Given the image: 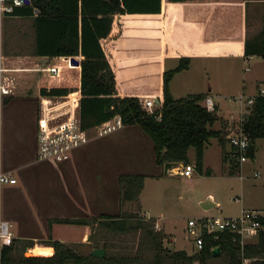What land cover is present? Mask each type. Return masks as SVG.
Instances as JSON below:
<instances>
[{"label": "rangeland", "instance_id": "374dc122", "mask_svg": "<svg viewBox=\"0 0 264 264\" xmlns=\"http://www.w3.org/2000/svg\"><path fill=\"white\" fill-rule=\"evenodd\" d=\"M14 20L9 25H15L17 19ZM32 21L30 18L21 21L26 25L27 37ZM7 38L12 43L11 33ZM64 65L68 68L67 62ZM198 74L200 86L197 87L204 92H214L215 100L221 103L219 112L232 110L238 115L240 102L236 97L244 92L253 94L264 84V55L252 53L247 57L231 53L207 57L206 66ZM174 84L181 85V78L177 76ZM216 92H220L219 95ZM175 94L188 95L185 89H176ZM201 100L204 102L205 98ZM38 104V98L32 96L31 101L19 98L4 109V163L7 168H14L20 179L17 185L6 190V214L15 221L16 243L20 248L23 240L35 242L36 245L26 247L27 255H41L35 253V247L51 249V253L42 255L52 254L54 246L42 243L50 236L66 239L65 242L84 254L108 243L107 255H153L143 227L115 231L100 219L102 213H115L120 209L137 212L152 227L153 220L160 218L167 231L165 244L192 252L195 244L188 229L189 218L205 213L234 216L249 206L264 205V137L257 140L256 159L243 161V177L240 169L232 173L220 167V153L212 149L208 157L212 163H218L216 174L200 173L195 167L192 175L165 172V163L155 161L152 138L138 124H127L94 137L78 151H82V155L78 153L73 163L59 166L35 161ZM190 148V153H195V147ZM138 171L145 173L140 198L125 199L119 191L118 176L122 172ZM256 171L260 175H255ZM208 194L215 197L217 204L205 208L201 200ZM58 217L84 218L89 222H64L58 221ZM164 228L161 225V229ZM255 237V234L246 235L245 241ZM213 264H227V259L220 257Z\"/></svg>", "mask_w": 264, "mask_h": 264}, {"label": "trees", "instance_id": "16d2710c", "mask_svg": "<svg viewBox=\"0 0 264 264\" xmlns=\"http://www.w3.org/2000/svg\"><path fill=\"white\" fill-rule=\"evenodd\" d=\"M10 1V0H6ZM185 2L186 0H171ZM162 0H31L30 3L14 5L12 14L33 16L36 29L35 52L38 54H84L81 60L80 114L85 127L121 114L125 124H138L153 140V152L157 164L167 160L188 162L190 146L196 149V167L203 171L204 148L210 136L224 139L221 130L210 127L218 114L209 110L201 99L203 93L174 97L170 81L176 71L188 66L190 56L182 55L179 63L163 70L161 55V29L163 24ZM39 8V12H36ZM123 13L135 20H152L157 26L153 34V56L128 55L127 59L116 63L113 52L107 44L111 32L114 14ZM197 18V17H195ZM128 27V26H127ZM106 38V39H105ZM201 38H217L202 33ZM118 43L119 54H126ZM117 44V43H116ZM120 45V47H119ZM121 49V50H120ZM134 49L131 54H137ZM245 53L264 55V45L246 43ZM75 57V56H74ZM77 58V57H75ZM118 66V67H117ZM120 67V73L117 68ZM127 71L128 73H126ZM67 86H54L50 90L42 87V92L66 93ZM134 92H159L161 106L154 112L142 107L140 94ZM6 100V99H5ZM158 113L160 114L158 116ZM244 129L251 137L249 154L254 155L256 139L264 137V93H257L244 121ZM226 158V153L224 154ZM235 159V158H234ZM235 167V163H233ZM234 171V168L231 170ZM145 173L122 172L118 176L119 191L125 199L139 200L144 186ZM102 217V218H101ZM102 222L115 231H129L143 227L152 244L153 255L117 254L95 255L79 252L62 239L50 236L44 244L54 246L51 253L46 248H36L41 255H27V246H33V240H23L20 248L14 241L6 245L2 264H167L188 263L213 264L220 257L227 264H264V212L260 215L261 227L256 242L242 243L240 235L226 231L215 237L206 233L204 244L192 252L183 248H172L165 244L167 233L147 224L137 212L118 210L115 213L100 215ZM58 221L88 223L87 219L58 217ZM21 240V239H20ZM108 243L104 244L107 247ZM215 245L221 246L218 254L212 252ZM47 247V246H46ZM50 248V247H48ZM146 256V257H144Z\"/></svg>", "mask_w": 264, "mask_h": 264}, {"label": "crops", "instance_id": "0c3cea01", "mask_svg": "<svg viewBox=\"0 0 264 264\" xmlns=\"http://www.w3.org/2000/svg\"><path fill=\"white\" fill-rule=\"evenodd\" d=\"M161 6L163 14V24L161 25V29L162 27L165 29V33L161 34L163 70L175 67L179 63L182 55L190 56L188 66L176 71L170 81V88L175 98L182 97L176 96V89L177 91L185 89L187 94L203 93L205 97L207 95H213L214 97L213 91L204 92L203 88L197 87L200 86V84H197L200 78L198 73H200V69L203 70V67L206 66L207 57L211 58L231 53L244 54V56L246 55L247 57H251L252 54L245 53V45L247 42L252 45H264V0H186L185 2L162 0ZM10 12L11 11H5L3 13L0 45L2 46L4 52L5 64L21 68L13 71L17 79V87L14 93L6 96L5 108L7 105L15 102L19 98L29 101H31L32 96H36L38 98L42 87L47 86H67L70 90L80 89L79 92L82 95L81 60L84 57V54H69L71 55V59L72 56L77 57L79 63H76L77 65L73 66L68 65V68H66L64 65L65 61L62 57L68 55L36 53V29L34 25V17L12 14ZM25 18L33 20V25L31 26L30 35L28 37L26 25L21 23V21L25 20ZM14 19H17V23L15 24L16 26L13 24L9 25L11 21H15ZM156 30L157 26L152 20H135L133 18L126 17L121 12L115 13L111 32L108 38L105 39L114 54L116 63L118 64L130 57L128 55H132L131 58L144 55L153 56V39H155L153 38L155 37L153 31L155 32ZM205 32L209 36H217V38L204 40L201 38V35ZM7 33L12 34V43L8 42ZM123 39L124 43L122 44V49L126 52L124 55L117 52L118 43L121 44ZM134 49H139L137 54H131ZM53 63H60L62 65V72L60 75L51 76L48 71L39 68ZM125 72L128 73L127 71ZM117 73H120V67L117 68ZM177 76L181 78V85L175 86L174 82ZM201 78L203 79V77ZM210 89H212L211 86ZM134 93H139L140 95L151 93L159 94V92ZM219 93L220 92H216L217 95H219ZM201 102L203 101L201 100ZM239 102L241 106L242 103L241 101ZM216 105L218 118L210 124V127L221 130L224 139H220L219 136L209 137L204 148L203 171H198L200 173L205 172L208 174L217 173L216 165H218V163H212L208 157V153L212 149L213 152L218 154L220 153L221 158L218 156L220 167L232 173L237 171V169H240V175L243 177L241 169L245 166L244 162L248 159L244 162H239L233 158L231 155L232 145L225 136V129H223V123L226 124L227 118L236 116L237 114H235L232 110L220 113V100L216 101ZM126 125L127 124L124 126ZM258 139L259 138L256 139V143ZM88 144L90 143L77 148L73 157L67 161L59 162V166L60 164H64L66 162L70 164L73 163L79 153L78 151ZM190 149L191 148L188 150V162L194 163L195 168H197L196 151L195 153H190ZM80 153L79 156L82 155V153ZM225 153L226 158H224ZM250 158L253 160L256 159V150L254 155H251ZM184 163V161H176V164L179 165H183ZM233 163L236 164L235 167ZM233 168L234 171H231ZM169 171L180 173L174 171L172 168H170ZM192 174L193 171L190 175ZM10 188L11 186L9 189ZM214 198L215 197L213 195L209 196L208 194L206 199L201 200V203L206 201L210 204L209 207H211L212 205L217 204ZM255 205L256 206H249V208L259 209L264 212L263 204H261V206H258L257 204ZM202 215L211 214L205 213ZM156 219L159 220L160 224L163 225L164 228L165 226L161 219L157 217ZM85 227L88 228L87 225ZM165 232L167 233V231ZM254 234L256 237L253 240L244 241V243L256 242L258 240V232L253 233V235ZM170 238L173 239L172 236H170ZM60 239L64 241L66 240L61 237ZM49 250L51 251V249Z\"/></svg>", "mask_w": 264, "mask_h": 264}, {"label": "built area", "instance_id": "2783aa9c", "mask_svg": "<svg viewBox=\"0 0 264 264\" xmlns=\"http://www.w3.org/2000/svg\"><path fill=\"white\" fill-rule=\"evenodd\" d=\"M25 2L26 0H0V32L3 13L12 11L14 5ZM62 59L69 66L77 65L72 61L71 55L63 56ZM20 68L5 64L4 52L0 45V264H2L5 246L11 244L17 237L15 221L5 212L6 190L10 186L18 184L19 178L14 168H7L4 163L3 118L6 96L14 93L17 87V79L13 71ZM39 68L48 71L51 76L60 75L62 72L60 63L48 64ZM50 88V86L46 87L47 90ZM79 90H69L66 93L41 91L38 97L35 161L52 163L67 161L73 157L77 148L89 143L94 137L106 135L125 125L122 115L118 113L93 127H85L80 114L82 95ZM257 93H264L263 83L259 85L255 94H239L236 98L242 103L240 112L236 116L227 118L225 136L232 145L231 155L239 162L251 157L249 154L251 137L243 125ZM140 102L148 112H154L161 106V97L157 93L142 94ZM204 103L209 110L217 113L216 101L212 95H207ZM194 167L193 163L187 162L183 165L175 164L172 169L190 175ZM255 175H260V173L256 171ZM262 213L263 211L259 209L249 208L234 216L211 214L189 218L188 229L194 236L195 249L203 247L206 233H212L218 237L222 232H234L240 235V240L244 243L246 235L259 231ZM154 225L156 228H161L157 219Z\"/></svg>", "mask_w": 264, "mask_h": 264}, {"label": "water", "instance_id": "95a60500", "mask_svg": "<svg viewBox=\"0 0 264 264\" xmlns=\"http://www.w3.org/2000/svg\"><path fill=\"white\" fill-rule=\"evenodd\" d=\"M31 0H26V2H30ZM36 12H39V8H36ZM72 61H74L75 63H79V60L77 58H75L74 56H72ZM176 164V161L173 160H167L165 162V172H168L170 170V168H172L174 165ZM209 199V198H208ZM204 207H209L210 204L206 201L202 202ZM221 251V246L220 245H215L212 248V252L214 254H218ZM92 253L95 255H100V256H104L106 254V249L104 246H96L92 249Z\"/></svg>", "mask_w": 264, "mask_h": 264}, {"label": "bare ground", "instance_id": "6f19581e", "mask_svg": "<svg viewBox=\"0 0 264 264\" xmlns=\"http://www.w3.org/2000/svg\"><path fill=\"white\" fill-rule=\"evenodd\" d=\"M76 94V92H74Z\"/></svg>", "mask_w": 264, "mask_h": 264}]
</instances>
